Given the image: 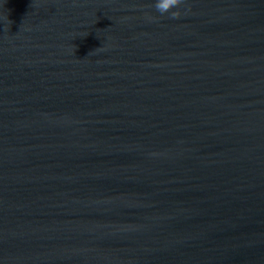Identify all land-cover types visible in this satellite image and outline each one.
<instances>
[{
    "label": "water",
    "instance_id": "water-1",
    "mask_svg": "<svg viewBox=\"0 0 264 264\" xmlns=\"http://www.w3.org/2000/svg\"><path fill=\"white\" fill-rule=\"evenodd\" d=\"M154 2L0 0V264H264V0Z\"/></svg>",
    "mask_w": 264,
    "mask_h": 264
},
{
    "label": "clouds",
    "instance_id": "clouds-1",
    "mask_svg": "<svg viewBox=\"0 0 264 264\" xmlns=\"http://www.w3.org/2000/svg\"><path fill=\"white\" fill-rule=\"evenodd\" d=\"M183 3H185V0H155L152 7L160 13L161 16L168 15L170 19H178L182 15L179 7ZM173 9L176 10L173 11Z\"/></svg>",
    "mask_w": 264,
    "mask_h": 264
}]
</instances>
